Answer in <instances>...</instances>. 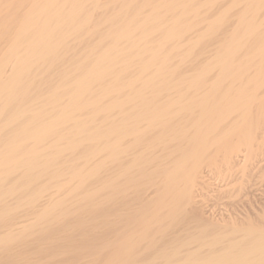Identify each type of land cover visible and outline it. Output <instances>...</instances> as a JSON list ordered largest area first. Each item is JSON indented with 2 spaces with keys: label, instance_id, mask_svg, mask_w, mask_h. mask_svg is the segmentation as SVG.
Here are the masks:
<instances>
[{
  "label": "bare ground",
  "instance_id": "obj_1",
  "mask_svg": "<svg viewBox=\"0 0 264 264\" xmlns=\"http://www.w3.org/2000/svg\"><path fill=\"white\" fill-rule=\"evenodd\" d=\"M260 178L264 0H0V264H264Z\"/></svg>",
  "mask_w": 264,
  "mask_h": 264
},
{
  "label": "rangeland",
  "instance_id": "obj_2",
  "mask_svg": "<svg viewBox=\"0 0 264 264\" xmlns=\"http://www.w3.org/2000/svg\"><path fill=\"white\" fill-rule=\"evenodd\" d=\"M254 179H255V177H254ZM256 179H258V178H256ZM255 179V181H257ZM261 180H263V181H261V180H258V182L259 181H261V182H259L260 183V186H258V182H256L257 184V188H259V187H261L263 184H264V179H262V178H260ZM262 182H263V184H262ZM262 184V185H261ZM263 190H264V187L262 186L261 187ZM260 188V191H263L262 189ZM258 193V192H257ZM260 195H263V194H261V192L260 193H258V197H253L252 196V198H249V200L250 201H248V202H245V203H241V204H239V205H236V206H233V205H230V203H231V201H234V200H236V199H238V198H236V197H232V198H230V199H224V200H222V203L221 204H219V205H217L216 207H215V209H216V211L218 212V213H221L222 211H225L226 213H231V212H233V213H238V214H240V213H242V212H248V211H251V209L252 208H257V207H264V201L263 200H261L260 198H262V197H264V196H260ZM260 196V197H259ZM244 199H246V198H244ZM206 201H207V199H206ZM263 202V205H262V202ZM207 202H212V201H207Z\"/></svg>",
  "mask_w": 264,
  "mask_h": 264
}]
</instances>
